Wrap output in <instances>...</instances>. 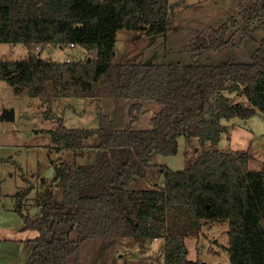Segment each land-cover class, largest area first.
<instances>
[{
	"label": "trees",
	"instance_id": "obj_1",
	"mask_svg": "<svg viewBox=\"0 0 264 264\" xmlns=\"http://www.w3.org/2000/svg\"><path fill=\"white\" fill-rule=\"evenodd\" d=\"M168 5L169 0H0V43L27 49L24 58L0 60V80L15 96L41 101L42 117L55 122L46 131L55 148L74 156L94 150L93 161L75 171L62 159L53 163V187L60 197L42 181L33 200L38 216L25 210L31 183L13 195L21 230L37 232L28 239L33 247L24 264H80L81 244L95 237L132 238L142 255L137 264H201L187 259L184 239L199 235L207 223L221 222L228 224V264H264V166L247 169L248 151H201L183 170L162 167L161 186L132 187L146 177L152 155L176 154L180 137H195L202 147L216 144L228 133L223 121L255 114L256 109L233 103L223 92L253 101L264 113L252 83L264 79V36L248 62L199 60L229 45L230 28L241 39L258 29L264 8L258 0L239 2L235 15L207 36L190 40L183 48L192 54L191 63L114 62L117 32L141 30L149 38L164 34L170 26ZM69 43L87 55L68 62L41 56L46 47L61 50ZM69 97L134 102L125 128L117 129L102 114L97 128L72 129L52 109L54 101ZM213 97L214 111L207 116ZM145 101L160 109L150 128L133 130ZM158 239L163 241L160 257L146 261L149 242Z\"/></svg>",
	"mask_w": 264,
	"mask_h": 264
},
{
	"label": "rangeland",
	"instance_id": "obj_2",
	"mask_svg": "<svg viewBox=\"0 0 264 264\" xmlns=\"http://www.w3.org/2000/svg\"><path fill=\"white\" fill-rule=\"evenodd\" d=\"M250 0H169L168 19L170 26L164 34L149 38L141 30H119L116 35L114 62L120 64L143 63H182L194 61L192 54L184 46L197 34L207 36L222 21L235 15L239 2L246 4ZM264 6V0H258ZM262 22L256 24L257 30L241 39L235 28L227 47L206 52L199 57L204 64L223 62L245 63L250 60L259 40L264 36V8ZM41 56L65 58L64 51L46 47ZM27 49L22 44L0 43V60H18L24 58ZM87 53L80 46L69 49L71 60L80 59ZM253 91L256 98L264 104V79L253 78ZM233 103L256 109L255 114L244 120L237 118L223 121L228 133L223 134L216 144L206 142L200 146L197 138L180 137L176 154L163 157L152 155L146 177L137 180L132 187L140 190L161 186L162 167L171 170H183L187 162L201 151H248L251 159L247 164L249 170H259L264 166V113L259 111L254 102L244 97L223 92ZM134 102L131 99L109 98H62L53 102L52 109L67 128L93 129L99 125L100 115H109L117 129L125 128L128 122V108ZM141 111L132 122L131 129L150 128V119L160 106L152 101L141 102ZM214 97L212 108L214 111ZM13 111V120H0V264L26 263L33 244L28 241L37 235L32 230H21L22 221L13 211V195L31 183L34 188L24 199L25 210L33 218L39 215V208L33 200L43 185L53 187V163L64 160L73 171L77 167L93 161V149L82 150L80 156L73 152L57 149L46 132L54 127L55 122L42 117L43 105L38 98L26 95L15 96L11 87L0 80V117L4 110ZM210 110V111H209ZM7 158L12 161H6ZM42 181L45 182L42 183ZM55 197H60V190L53 187ZM227 222L207 223L199 235L184 239L187 259L198 260L201 264H228V255L224 250L227 244ZM75 236V233L72 234ZM143 257L155 259L160 257L163 241H151ZM142 255L132 238L116 237L112 240L95 237L84 241L78 251L81 264H121L123 261L137 264ZM147 259V258H146ZM147 259L146 261H150ZM122 260V261H121Z\"/></svg>",
	"mask_w": 264,
	"mask_h": 264
},
{
	"label": "built area",
	"instance_id": "obj_3",
	"mask_svg": "<svg viewBox=\"0 0 264 264\" xmlns=\"http://www.w3.org/2000/svg\"><path fill=\"white\" fill-rule=\"evenodd\" d=\"M61 50L64 51L65 58L62 59L63 61H70V56H69V49L74 48V45L72 43L69 44H63L60 46Z\"/></svg>",
	"mask_w": 264,
	"mask_h": 264
},
{
	"label": "water",
	"instance_id": "obj_4",
	"mask_svg": "<svg viewBox=\"0 0 264 264\" xmlns=\"http://www.w3.org/2000/svg\"><path fill=\"white\" fill-rule=\"evenodd\" d=\"M13 118V111L11 109H5L0 117V120H13Z\"/></svg>",
	"mask_w": 264,
	"mask_h": 264
},
{
	"label": "crops",
	"instance_id": "obj_5",
	"mask_svg": "<svg viewBox=\"0 0 264 264\" xmlns=\"http://www.w3.org/2000/svg\"><path fill=\"white\" fill-rule=\"evenodd\" d=\"M116 54V53H115ZM194 237V236H193ZM116 238V237H115ZM29 239H31V238H29ZM114 239V238H113ZM159 240V239H158ZM154 241H157V240H154ZM142 258V257H141ZM141 258H140V260H139V262L138 263H140L141 262ZM122 261V260H121ZM81 264V263H80Z\"/></svg>",
	"mask_w": 264,
	"mask_h": 264
}]
</instances>
